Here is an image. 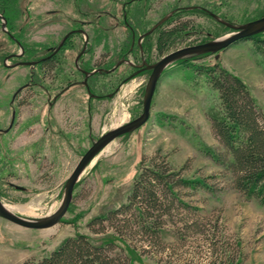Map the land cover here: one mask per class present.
I'll return each mask as SVG.
<instances>
[{"label":"rangeland","instance_id":"374dc122","mask_svg":"<svg viewBox=\"0 0 264 264\" xmlns=\"http://www.w3.org/2000/svg\"><path fill=\"white\" fill-rule=\"evenodd\" d=\"M156 1L154 6L152 1L146 4L151 3L152 10L140 19L146 25L145 30L177 5H208L209 11L235 25L264 15V0ZM78 8L88 15L87 20L90 12L92 19L104 11L120 14V7L108 0H80L79 6L73 0H13L10 11L15 16L9 28L16 32L14 35L31 55L40 57L45 39L52 36L56 40L67 32V20ZM49 11H54V15H49ZM36 18L40 19L37 26ZM178 18L192 21L193 28L188 31L193 34L200 31L205 37L210 35L209 40L232 32L195 11L172 21ZM97 20L106 27L114 25V20L105 16ZM125 32L122 26L109 29L105 45L123 41ZM193 38L195 42L197 38ZM153 41L147 43L152 45L149 53L158 59ZM186 43V39L176 41L167 52ZM263 47L264 33L237 40L216 54L169 65L156 84L147 122L132 134L116 138L109 144L111 148L86 169L58 225L28 230L0 218V264H23L28 259H39L68 237L91 234L87 226L90 220L126 203L141 162L146 165L149 159L159 157L173 171L183 169V178H201L211 189H179L180 200L188 208L177 206L171 218H164L159 246H149L138 235L124 234L126 243L136 249L133 264H264V204L235 190L230 174L216 161L215 154L222 149L212 133L210 116L216 114L219 101L218 92L208 78L223 69L241 79L264 120ZM15 50L16 46L0 31V200L7 206L26 205L28 212L16 213L37 218L56 210L64 183L91 146V138L100 136L104 126L109 130L113 121L124 115L128 120L138 117L145 81L138 76L122 85L111 99L98 96L92 99L89 130L85 90L73 87L49 108L42 88L48 83L43 81L41 70L37 72L39 87L24 90L12 102L14 92L29 75L27 68L3 66V56ZM103 50L104 47L98 46L96 51L101 54ZM66 57L69 62L68 53ZM123 69L120 67L111 77L99 78V90L95 93L102 96L110 91L107 88ZM52 83L58 85L55 79ZM101 85H104L102 93ZM13 110L16 116L9 127ZM195 220L200 223L198 231L188 229ZM105 229L112 231L107 225Z\"/></svg>","mask_w":264,"mask_h":264},{"label":"trees","instance_id":"16d2710c","mask_svg":"<svg viewBox=\"0 0 264 264\" xmlns=\"http://www.w3.org/2000/svg\"><path fill=\"white\" fill-rule=\"evenodd\" d=\"M172 24L158 36L160 54L193 28L192 21L180 18ZM208 78L219 101L216 114L210 116L212 133L222 149L215 154L216 161L230 174L235 190L264 204L263 116L241 79L223 69ZM182 170L173 171L160 157L149 159L146 165L142 161L126 203L90 220L91 234L68 237L49 254L23 264H133L136 249L126 243L124 234L138 235L149 246H159L164 218H171L177 206L188 208L180 200L179 189H211L201 178H183ZM199 224L195 220L188 229L198 231Z\"/></svg>","mask_w":264,"mask_h":264},{"label":"flooded vegetation","instance_id":"af4514ba","mask_svg":"<svg viewBox=\"0 0 264 264\" xmlns=\"http://www.w3.org/2000/svg\"><path fill=\"white\" fill-rule=\"evenodd\" d=\"M108 1L116 3L120 7L119 16L114 15L113 12L104 11L99 15H95V17L99 19L101 16H105L111 20H114L113 26L106 27L107 25L103 24L102 21L98 22L97 19H92L91 12L89 14V20H87L88 15L86 13H83L81 9L78 8L75 11V15L67 20V24L69 25V29L67 30V32H65L56 40L53 39L54 37L52 36L46 38L43 42L42 56L35 57L27 51V47L24 45L21 39L14 35L16 32L13 31V29L10 30L9 28V24L11 25L13 16H15L12 11H10L12 8L13 0H0V31L5 34L16 46V50L3 56L1 62L3 63L4 67H8L10 69L24 67L29 71L27 81L16 89L12 96V102L24 90L31 91L32 89L39 87V74H37V72L41 70L43 81L48 83V86L42 85V88L44 93L46 94L47 104L49 105V108H52L57 101L63 99V94L68 92V90H70L71 88L79 86L85 90L88 96V105L86 110L87 125L88 129L90 130L93 117V108L91 107L90 103L92 99H96L98 97H102V99H111L118 92L119 88L122 85L128 83L130 80L138 76L144 78V94L146 83L150 75L152 74V70L149 69L150 66L154 65L160 59L171 52L211 41V39H208L211 37L210 35H207L208 37L202 36V32L200 31H196L194 34L191 31H185L183 34V40L186 39L187 43L184 44L183 47L177 48L174 51L160 54L157 47L158 36L161 31L170 29L172 25H174L172 24L174 22L172 21L173 18L184 17L187 12L195 11L197 13L206 15L208 18H211L214 21H216L214 19V16L221 19V17H219L217 14L209 11L208 5L205 4L202 6L177 5L176 7H173L164 15H162L160 19L156 21L151 28H149V30H145L146 25L141 24L140 19L145 18L146 11H151L152 7L156 5L158 1ZM151 1L154 2L153 6H151V3L149 4V6H147L146 4ZM181 1L182 0H179V2ZM73 2L78 6L80 5V0H73ZM54 13V11L48 12L49 15H54ZM81 17H84V19H82ZM262 17H264V15ZM35 20L36 23L34 24L37 26V23L40 21V19L36 18ZM162 20L164 21L155 29H153ZM182 20L190 21L184 20V18H182ZM222 20L224 19L222 18ZM32 22H34V20ZM99 24L100 26H98ZM118 26H122L125 29L126 38L123 41L121 39L118 42L116 41L117 44L111 43L105 45L107 39L109 38V29L115 30ZM229 30L232 31L231 29ZM19 31H22V29L20 28ZM193 37L197 38L195 42ZM152 39L154 40L153 50H155L158 59H155V57L153 58L149 53L152 45L148 44L152 43ZM98 46H102V49L104 47L105 50H103V53H97L96 50ZM67 53L69 54V62L67 61L68 57H66ZM72 53L74 54L71 58L70 63V55ZM207 55H202L199 57ZM120 67H123L124 69L120 75H117L115 77L111 87L107 88L110 91L102 93L104 85H101L100 89L103 95L100 96L95 93L99 90V85L97 84L98 79L115 75ZM66 70H68V72H66ZM54 79L55 81H58L57 86H53L52 82ZM58 87H60V89ZM54 88L57 90L55 91ZM63 104L64 106L66 105L65 102ZM15 116L16 110H13L9 127L12 126ZM9 127L4 131L7 132L8 129H10ZM4 131L1 130V132ZM100 136H98L97 138H91V145L92 142L98 139Z\"/></svg>","mask_w":264,"mask_h":264},{"label":"water","instance_id":"95a60500","mask_svg":"<svg viewBox=\"0 0 264 264\" xmlns=\"http://www.w3.org/2000/svg\"><path fill=\"white\" fill-rule=\"evenodd\" d=\"M214 19L232 30L227 36L211 40L204 44L195 45L169 53L160 59L157 63L150 66L152 74L150 75L142 98V112L138 117L127 121L119 126L105 131L101 136L92 142V145L82 155L72 172L67 177L60 203L56 210L46 216L32 218L25 217L16 212L10 211L0 200V218L24 229L28 230H45L58 225L67 213L72 201L73 190L79 182L81 176L91 165L92 161L116 138L130 134L142 127L150 116L151 100L155 91L156 84L164 70L171 64L181 60L191 59L207 54H216L226 49L232 43L240 39H247L264 33V17L245 24L234 25L216 16ZM164 20L159 22L153 29L160 25ZM17 190H23L22 187L15 186Z\"/></svg>","mask_w":264,"mask_h":264},{"label":"bare ground","instance_id":"6f19581e","mask_svg":"<svg viewBox=\"0 0 264 264\" xmlns=\"http://www.w3.org/2000/svg\"><path fill=\"white\" fill-rule=\"evenodd\" d=\"M120 113V112H119ZM127 120H128V117H127V115H124V117H122L121 119H117V120H114L113 121V123H112V125L110 126L111 128H114V127H116V126H119V125H121V124H123V123H125V122H127ZM108 128V126H104V128H103V130L104 131H106V130H108L107 129ZM111 128H109V129H111ZM106 129V130H105ZM111 147H110V145H108L93 161H92V163H91V165L90 166H92L93 164H94V162H95V160L102 154V153H104V152H106L108 149H110ZM33 205V203L32 202H30L29 203V205ZM10 211H13V212H17V211H19V212H28L27 211V208H29V207H27L26 205L25 206H6Z\"/></svg>","mask_w":264,"mask_h":264}]
</instances>
